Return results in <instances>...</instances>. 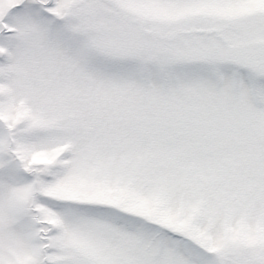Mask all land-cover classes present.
Here are the masks:
<instances>
[{
	"label": "snow or ice",
	"instance_id": "snow-or-ice-1",
	"mask_svg": "<svg viewBox=\"0 0 264 264\" xmlns=\"http://www.w3.org/2000/svg\"><path fill=\"white\" fill-rule=\"evenodd\" d=\"M0 264H264V0H0Z\"/></svg>",
	"mask_w": 264,
	"mask_h": 264
}]
</instances>
